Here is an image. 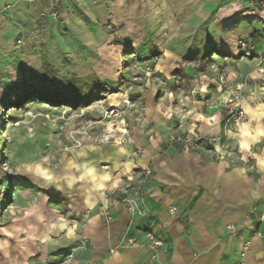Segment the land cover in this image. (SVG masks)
Listing matches in <instances>:
<instances>
[{"label": "rangeland", "instance_id": "1", "mask_svg": "<svg viewBox=\"0 0 264 264\" xmlns=\"http://www.w3.org/2000/svg\"><path fill=\"white\" fill-rule=\"evenodd\" d=\"M162 2L116 12L89 37L94 46L59 25L51 52L22 37L0 42V264H82L93 207L110 201L133 215L142 205L147 152L253 161L264 134V19L252 14L254 0ZM231 4L235 14L218 15ZM53 90L87 102L28 97ZM107 125L126 134L108 135ZM247 245L236 264H246ZM144 246L143 237L123 247Z\"/></svg>", "mask_w": 264, "mask_h": 264}, {"label": "crops", "instance_id": "2", "mask_svg": "<svg viewBox=\"0 0 264 264\" xmlns=\"http://www.w3.org/2000/svg\"><path fill=\"white\" fill-rule=\"evenodd\" d=\"M154 3L163 2L0 0V42L13 43L22 37L27 48L51 52L58 47L59 25L63 32L94 46L95 39L89 37L102 33L103 23L117 21L116 12L125 15L129 7ZM231 5L221 9L235 13L238 8L232 12ZM52 10L58 11V20L50 17ZM37 63L31 60L28 65L40 66ZM255 139L262 144L250 164L211 162L172 148L154 155L147 152L141 164L149 166L153 176L144 183L142 205L133 215L110 201L103 210L93 207L82 230L90 246L77 250L78 262L86 258L82 264H236L247 243L244 262L264 264V134ZM249 147H243L245 155ZM169 207H175V216ZM228 228L237 233L231 234ZM145 232L154 233L166 245L157 262L149 250L123 247L129 238L143 240Z\"/></svg>", "mask_w": 264, "mask_h": 264}, {"label": "built area", "instance_id": "3", "mask_svg": "<svg viewBox=\"0 0 264 264\" xmlns=\"http://www.w3.org/2000/svg\"><path fill=\"white\" fill-rule=\"evenodd\" d=\"M54 1H58V0H54ZM233 5L235 6V4H233ZM257 5L260 7V9H257L256 8ZM252 6L254 8L252 14L256 13V14L259 15V17L261 19H264V0H260L258 2H254L252 4ZM239 10H240V8H239ZM56 15L57 14L54 11L53 14H52V17L55 18ZM17 44L19 45V44H21V42L17 40ZM144 174L146 176H148L150 174V172L149 171H146ZM144 240H145V246L144 247L152 253L153 258L157 257L160 253L166 252V245H165V243L162 240L158 239L154 235V233H152V232H146L144 234ZM126 242L128 244H130V245H134V243L136 241L133 238H129Z\"/></svg>", "mask_w": 264, "mask_h": 264}, {"label": "trees", "instance_id": "4", "mask_svg": "<svg viewBox=\"0 0 264 264\" xmlns=\"http://www.w3.org/2000/svg\"><path fill=\"white\" fill-rule=\"evenodd\" d=\"M260 0H254V2H258ZM215 52L219 53L218 49L214 48ZM47 67L48 65L46 64V62H44V72L47 71ZM30 99H40V100H44L48 103H52V104H65V105H78V104H83L86 103L87 101H84L79 95H77L76 93H61L58 92L56 90H53V92L51 93H42V92H35L33 93V96H28Z\"/></svg>", "mask_w": 264, "mask_h": 264}, {"label": "bare ground", "instance_id": "5", "mask_svg": "<svg viewBox=\"0 0 264 264\" xmlns=\"http://www.w3.org/2000/svg\"><path fill=\"white\" fill-rule=\"evenodd\" d=\"M232 8V12L233 11H235V10H237V7L236 6H234V5H231L230 7H229V10ZM223 9V8H222ZM220 10V12H219V15H221V16H225V13L227 14V12L228 11H226L225 10V8H224V10ZM229 12H231V11H229ZM236 13V12H235ZM234 13V14H235ZM247 15H249V14H246V16ZM251 15V14H250ZM115 126L114 125H107V129H106V133L108 134V135H111V134H113V133H121L122 135L125 133L124 131H121L119 128H114ZM126 134V133H125ZM105 140L107 141L108 140V137H105ZM115 140V143L117 144V145H120V144H122V142H123V137H121V136H119V137H117V138H115L114 139Z\"/></svg>", "mask_w": 264, "mask_h": 264}, {"label": "water", "instance_id": "6", "mask_svg": "<svg viewBox=\"0 0 264 264\" xmlns=\"http://www.w3.org/2000/svg\"><path fill=\"white\" fill-rule=\"evenodd\" d=\"M256 8H257V9H260V7H259L258 5L256 6Z\"/></svg>", "mask_w": 264, "mask_h": 264}]
</instances>
